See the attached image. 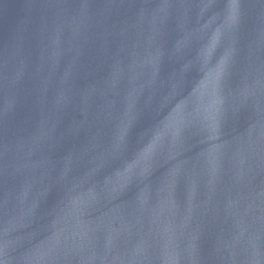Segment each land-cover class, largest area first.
<instances>
[{
	"label": "water",
	"instance_id": "95a60500",
	"mask_svg": "<svg viewBox=\"0 0 264 264\" xmlns=\"http://www.w3.org/2000/svg\"><path fill=\"white\" fill-rule=\"evenodd\" d=\"M0 264H264V0H0Z\"/></svg>",
	"mask_w": 264,
	"mask_h": 264
}]
</instances>
